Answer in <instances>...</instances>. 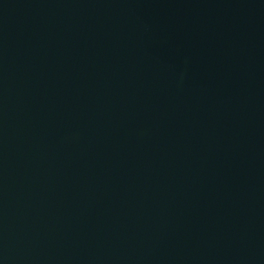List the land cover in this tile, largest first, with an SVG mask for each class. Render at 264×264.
I'll list each match as a JSON object with an SVG mask.
<instances>
[{"label":"water","instance_id":"95a60500","mask_svg":"<svg viewBox=\"0 0 264 264\" xmlns=\"http://www.w3.org/2000/svg\"><path fill=\"white\" fill-rule=\"evenodd\" d=\"M0 264H264V0H0Z\"/></svg>","mask_w":264,"mask_h":264}]
</instances>
